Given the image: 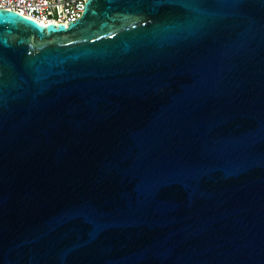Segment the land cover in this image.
Masks as SVG:
<instances>
[{
	"label": "water",
	"instance_id": "obj_1",
	"mask_svg": "<svg viewBox=\"0 0 264 264\" xmlns=\"http://www.w3.org/2000/svg\"><path fill=\"white\" fill-rule=\"evenodd\" d=\"M0 264H264V0L0 8Z\"/></svg>",
	"mask_w": 264,
	"mask_h": 264
},
{
	"label": "built area",
	"instance_id": "obj_2",
	"mask_svg": "<svg viewBox=\"0 0 264 264\" xmlns=\"http://www.w3.org/2000/svg\"><path fill=\"white\" fill-rule=\"evenodd\" d=\"M87 0H0V8L13 9L43 24L68 23L83 14Z\"/></svg>",
	"mask_w": 264,
	"mask_h": 264
}]
</instances>
